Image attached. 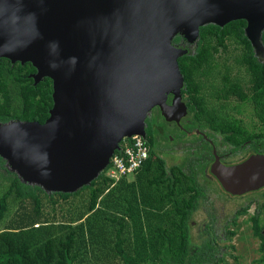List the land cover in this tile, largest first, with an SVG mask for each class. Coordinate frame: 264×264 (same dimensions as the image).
Instances as JSON below:
<instances>
[{"label":"water","instance_id":"obj_1","mask_svg":"<svg viewBox=\"0 0 264 264\" xmlns=\"http://www.w3.org/2000/svg\"><path fill=\"white\" fill-rule=\"evenodd\" d=\"M239 20L264 63V0H0V60L30 63L35 85H53L45 123H0L6 167L48 194L91 185L125 139H147L155 108L180 123L187 106L179 59L198 45L202 27ZM232 172L220 177L224 187L247 190L231 187L239 181ZM253 182L264 187V173Z\"/></svg>","mask_w":264,"mask_h":264},{"label":"trees","instance_id":"obj_2","mask_svg":"<svg viewBox=\"0 0 264 264\" xmlns=\"http://www.w3.org/2000/svg\"><path fill=\"white\" fill-rule=\"evenodd\" d=\"M246 25L244 20H239L224 28L202 27L195 54L179 59L185 79L183 93L187 94L193 109L207 113L205 81L216 69V55L222 49L225 52L228 41H232L238 52L234 59L250 76L255 107L261 109L264 120V63L254 55L245 36ZM35 71L30 63L13 65L7 59L0 60V122L45 123L49 118L53 107L52 80L45 78L35 85L29 77ZM224 83V93H219L221 98L232 95L241 101L249 98L240 81L231 79L229 74L224 75ZM146 142L150 156L137 173L135 183L127 179L115 183L105 172L91 185L71 194H48L38 186L21 182L0 157L3 176L9 180L8 189L0 197V222L11 202L18 204L15 220L0 233V264H205L213 261L214 244L207 245L209 252L202 253L204 256L193 255L190 250V220L202 195L192 174L187 175L178 167L168 170L156 151L154 139L148 138ZM155 185L167 190L161 196L162 203L176 202L182 196L175 215L166 217L170 220L168 227L163 224L165 215L156 212L158 202L147 194V189ZM187 194L189 197L184 196ZM149 198L155 202L147 203ZM145 229L155 233L149 240L143 236ZM149 246L155 250L153 256L147 254Z\"/></svg>","mask_w":264,"mask_h":264},{"label":"flooded vegetation","instance_id":"obj_3","mask_svg":"<svg viewBox=\"0 0 264 264\" xmlns=\"http://www.w3.org/2000/svg\"><path fill=\"white\" fill-rule=\"evenodd\" d=\"M181 41L182 39L178 37V41L176 38L175 43L179 44ZM196 49L197 46H195V50L191 51V55L195 54ZM220 53L221 51L216 55V69L209 80L205 81L207 113H200L199 109H195V107L193 109V105L189 104L187 94L183 93L186 90L184 84L182 95L187 106V115L181 119L180 123L168 122L162 116L161 110L155 108L146 122L147 139H154L157 147L160 145L163 147L174 146L186 150L185 157L183 156L181 159L183 160L182 164L186 166L187 161L190 160L189 167L192 177L202 194L192 216L202 204L206 205V209L210 207V210H207L209 217L203 224L204 229H214L223 220L216 217L219 208L212 207L215 205V198L222 197L231 202L242 201L244 205L237 211L238 214L252 211L249 217L250 222L253 228L259 229H256V232L259 234V238L264 241V187L256 189L253 182L254 176L264 173V120L261 109L257 110L255 107L253 99L255 91L245 67L235 61L239 67L236 69L244 76L241 78L231 75V67L226 66L227 62H219ZM35 73L36 71L31 72L29 77L33 79L32 75ZM226 74H229L231 79L240 81L241 87L249 97L247 100L241 101L233 95L228 98L220 97L219 93H224L222 91L225 88L224 75ZM232 99L252 105L253 113L243 115L240 110L235 113L229 104ZM172 100L173 96L171 95L168 99L169 105L172 104ZM247 164H249L246 174L248 179L240 181V169ZM231 171L235 173L232 181H240L231 182V187L237 188L236 186L243 185L242 187L247 190L233 193L224 187L220 177L229 176ZM201 202L203 203L201 204Z\"/></svg>","mask_w":264,"mask_h":264},{"label":"rangeland","instance_id":"obj_4","mask_svg":"<svg viewBox=\"0 0 264 264\" xmlns=\"http://www.w3.org/2000/svg\"><path fill=\"white\" fill-rule=\"evenodd\" d=\"M236 44L232 41H228V47L225 52L222 49L220 53L219 62H227L226 66L231 67V75L238 76L243 78V73H239L236 68H239L235 63V56L238 53L236 50ZM195 50V47L192 49ZM230 108L237 113V110H240L243 115L252 114V105L247 103H240L238 99H232L229 103ZM218 105V104H217ZM241 115V114H240ZM241 115V116H243ZM162 124V123H160ZM163 126V124H162ZM158 155L163 158L166 168L169 170L172 167H178L185 174L190 175V160L187 161L186 166H184L183 156L185 157V149L181 147H163L162 145L158 146L156 149ZM4 170L0 168V197L6 192L9 186L8 178H5ZM157 175V174H156ZM137 174L130 175L127 178L128 182H136ZM189 185H191L189 183ZM187 186V184L185 185ZM183 187L182 189H185ZM167 190L165 187H157L156 185L147 189V194L152 196V199H155L158 202V215L164 216V226L168 227L170 223L166 220L168 216H174L175 209L181 205L182 196L179 195L175 201H166V203L161 202V196L166 194ZM189 197V194L184 195ZM151 199V200H152ZM151 202L150 198L148 199ZM203 202H201L202 204ZM206 203V202H205ZM215 205L213 208H219V213L216 214V217L223 219L216 228L214 229H204L203 224L209 217L207 210H210V207L206 209V205L202 204L198 211L192 216L190 220V238H191V252L193 255L195 253L202 254L204 252H209V244H214L216 247V252L214 253V259L205 264H264V241L259 238V234L256 232V229L252 227L250 222V216L252 211L247 212L246 214H238V210L244 204L241 202H231L225 198L218 197L214 200ZM207 204V203H206ZM208 205V204H207ZM144 207V205H142ZM148 206L145 205V207ZM148 208V207H147ZM18 211V204L11 202L9 211L7 212L4 220L0 222V233L5 230L10 224L11 221L15 220V214ZM145 219V218H144ZM233 221V222H232ZM155 223V220L153 224ZM167 223V224H166ZM155 235L152 231L145 229L143 236L146 240ZM151 242V240H150ZM141 246V244L139 245ZM148 255H154V249L150 246L147 248ZM203 255V254H202ZM204 256V255H203Z\"/></svg>","mask_w":264,"mask_h":264},{"label":"built area","instance_id":"obj_5","mask_svg":"<svg viewBox=\"0 0 264 264\" xmlns=\"http://www.w3.org/2000/svg\"><path fill=\"white\" fill-rule=\"evenodd\" d=\"M150 156V147L146 140L140 136L125 139L116 151L106 170V175L115 183L136 175L144 166Z\"/></svg>","mask_w":264,"mask_h":264}]
</instances>
